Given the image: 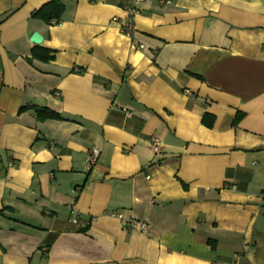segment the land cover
Returning <instances> with one entry per match:
<instances>
[{"label": "crops", "instance_id": "crops-1", "mask_svg": "<svg viewBox=\"0 0 264 264\" xmlns=\"http://www.w3.org/2000/svg\"><path fill=\"white\" fill-rule=\"evenodd\" d=\"M50 1L0 0V264H264V0Z\"/></svg>", "mask_w": 264, "mask_h": 264}, {"label": "trees", "instance_id": "trees-1", "mask_svg": "<svg viewBox=\"0 0 264 264\" xmlns=\"http://www.w3.org/2000/svg\"><path fill=\"white\" fill-rule=\"evenodd\" d=\"M89 1H92V0H89ZM64 12H65V5L61 0H51L47 4L42 5V7L34 13L33 17L40 20L45 25H59L62 22V17H63ZM33 56L35 58L40 59L41 61L52 60V57L49 53H45L44 55H42L41 53H34ZM37 117L40 120H61L62 119L57 114L51 111L50 112L46 111V110H39ZM240 118H241V115H238L234 120V124H236V122H238ZM202 122L207 128H212L214 119L209 114L208 115L206 114L203 117Z\"/></svg>", "mask_w": 264, "mask_h": 264}, {"label": "built area", "instance_id": "built-area-1", "mask_svg": "<svg viewBox=\"0 0 264 264\" xmlns=\"http://www.w3.org/2000/svg\"><path fill=\"white\" fill-rule=\"evenodd\" d=\"M141 3H146V4H159V5H170L171 1L170 0H135L134 4H141ZM129 25H126V27H128ZM123 29H125L123 27ZM159 145L157 140H153L152 141V146L154 147V151L157 148V146ZM99 156V151L97 149H92L89 155V163L91 165L95 164L97 161V158ZM9 167H14L13 163L9 164ZM71 222L75 225L79 223L78 220V215L76 212H74V210L71 211ZM114 217H116L119 221L120 224L122 226V228L124 230H128V231H141L144 232L147 229V225L146 223H143V221L137 220L135 218L130 217L126 218L124 217V215L122 214H115ZM83 225H86V223H83Z\"/></svg>", "mask_w": 264, "mask_h": 264}, {"label": "water", "instance_id": "water-1", "mask_svg": "<svg viewBox=\"0 0 264 264\" xmlns=\"http://www.w3.org/2000/svg\"><path fill=\"white\" fill-rule=\"evenodd\" d=\"M34 45H40L42 43V37L40 34L34 33L30 39Z\"/></svg>", "mask_w": 264, "mask_h": 264}]
</instances>
